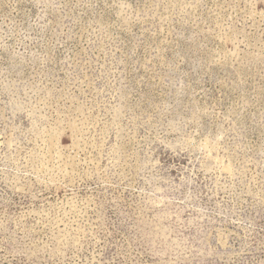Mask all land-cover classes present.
Segmentation results:
<instances>
[{
	"label": "rangeland",
	"instance_id": "1",
	"mask_svg": "<svg viewBox=\"0 0 264 264\" xmlns=\"http://www.w3.org/2000/svg\"><path fill=\"white\" fill-rule=\"evenodd\" d=\"M0 264H264V0H0Z\"/></svg>",
	"mask_w": 264,
	"mask_h": 264
}]
</instances>
